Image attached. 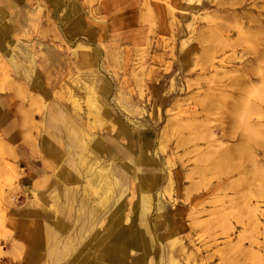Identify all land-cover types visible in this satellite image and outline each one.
<instances>
[{"label": "rangeland", "instance_id": "rangeland-1", "mask_svg": "<svg viewBox=\"0 0 264 264\" xmlns=\"http://www.w3.org/2000/svg\"><path fill=\"white\" fill-rule=\"evenodd\" d=\"M20 4L25 20L15 44L33 53L34 64L23 65L34 84L0 54V264L26 259L20 223L29 229L25 240L34 241L36 224L52 227L66 215L65 196L96 197L84 177L75 185L66 180L67 195L57 184L66 166L86 174L78 156L95 144L111 151L100 157L123 179L100 214L119 190L125 220L133 215L140 191L135 174L123 178L122 165L142 166L156 245L165 254L183 251L181 264H264V0ZM49 107L56 118L46 115ZM9 134L19 137L17 147ZM125 153L131 162L120 159ZM67 206L75 214L67 233L95 220L80 202ZM31 258L28 251L25 264ZM54 260L37 263L59 264Z\"/></svg>", "mask_w": 264, "mask_h": 264}, {"label": "crops", "instance_id": "crops-1", "mask_svg": "<svg viewBox=\"0 0 264 264\" xmlns=\"http://www.w3.org/2000/svg\"><path fill=\"white\" fill-rule=\"evenodd\" d=\"M21 5L22 4H20V0H18L16 3H12L10 2V0L0 1V40L5 39L4 44H2L0 41V54H3L6 57L7 63H9V66L11 68H12L13 61L19 62L21 64L26 74L25 77H23V80L25 81L26 85L31 86L34 84V82L28 78V74L30 71L25 70L26 68L23 65V61L25 59H28L30 64H34L33 53L30 51V49H28L27 45L24 46V48L22 49V48L17 47V45L15 44V42L18 41L17 39H15V36H16L15 32L17 29H19V27H20V30L22 29V26L25 20V16L19 13V9H21V7L19 6ZM37 9L38 11L40 10V5L37 6ZM9 12L11 13L9 14ZM7 14H9V16ZM1 47L3 49H1ZM16 51H19L21 54H23V58H24L23 60L18 59L19 55L16 53ZM5 128L8 131V133H10L11 131L9 130L13 128V125H8ZM8 137L10 138V142L14 143V146L17 147L19 137L14 134L13 135L9 134ZM79 139L81 143L82 138H79ZM85 149H87V146ZM104 150L107 153V155H111V151L109 149H104L103 147L96 145V144L92 147L90 152L88 150H85V151L87 152V154H89L88 156L90 157V161H92V158L94 157L99 162H107V160L101 159L100 157V152ZM111 157H113V155ZM124 158L125 159L127 158L128 162H131L129 154L125 153L123 154L122 157H120L121 160ZM139 161H140L139 165L146 163L145 157L144 158L141 157ZM23 163L24 162L21 160L20 164H23ZM25 164H28V162ZM107 164L110 165L109 167L111 171L114 173V175H116L114 163L107 162ZM122 167L124 171V174H123L124 179H127L132 174H135V175L144 174L142 166L135 169V168H131L129 163L124 162ZM118 180H120V183H121V180L123 179H118ZM64 184L65 183L62 182V185L64 186L63 192L61 191L62 193L66 191L65 187L68 188L67 187L68 185L66 184L64 185ZM116 186L117 185L114 186L112 192H114L117 189ZM53 192L54 191L51 189L50 197L54 196ZM74 194H75V197H73L75 199L74 201L76 202L85 201L86 198L84 196L80 195L78 198H76L77 194L76 193ZM112 194L113 193H111L110 196ZM118 194H119V190H118ZM82 197H84L85 199H83ZM94 199H91V198L86 199V201H88V204L89 203L90 204H89V209L88 210L85 209L86 211H84V213L86 212L89 213V216L94 218L95 220L90 226L83 227L81 224V221L77 223V220L75 219L74 221H75V224L77 223V226L75 228V232L72 234L67 233L66 231L71 228L73 224V220L71 219V216H75V214L68 213V206H67L68 204L66 205V203H65V206L63 205V208L66 207L67 209L66 215L56 216L55 220L52 221V227L50 226L45 227L44 224L35 225L39 227V230L37 231L38 236L34 241L28 242L25 240L24 234L29 229L25 226V224L20 223L17 226L18 235L20 237H23L25 244H27L26 252H25L26 259H24V261L21 264H25L27 260L28 251H30L32 255V258L28 264H38L37 263L38 259H45L47 257L54 258L55 259L54 261L58 262L59 264H73L74 263L73 260L76 259V256H77L76 254L84 246V243L81 244V242H83L82 241L83 237L87 236L86 238L90 240V244L97 246V248L99 246L107 247V246L116 244L117 240L120 237V235L118 234L121 231L127 234L129 233L131 236H134L136 239H138V242H139L137 245L138 249L135 248V254L134 252H132V250L128 251L126 261L128 262L133 261L134 258L139 257L141 255L140 257L142 258L139 257V259H141V264H181L178 260H180L181 258L179 254H182L183 251H177V254L173 256V254L171 253L165 254L163 249L161 247H157L156 245V240H158L157 233H156L157 224H155L153 227L150 222V216H149V213L152 210L151 199H150V210L147 213L143 212V209L141 207V202H140L138 205V209L133 213V215L131 217L130 216L126 217L128 221L125 220L124 212L122 209L124 219L119 221V223L117 222L114 228H112L110 225L114 223L115 221V218L113 217V214H111V211L114 208V205L116 204L118 200V196L114 204L108 210H106L104 214L99 213V209H98L99 206L94 202ZM93 208L95 209L94 211L92 210ZM76 212L77 211L75 210V213ZM76 217H77V214H76ZM156 217H158V215ZM104 219L110 220V221L109 220L106 221L105 228H107L108 230L106 231V234L104 233L102 229ZM141 220H143V222ZM46 221H50V218H47ZM142 223L145 224L144 227ZM159 223L161 222L159 221ZM146 239H148V241L150 242L149 245H147V243L145 242ZM147 250H149V252L145 253V251ZM111 252H112L111 250H107L106 252H104L103 250V254H105L106 256V261L108 260ZM92 256H91V259H93ZM113 257L114 259L117 258L116 254H114ZM79 263L80 262L78 261V264Z\"/></svg>", "mask_w": 264, "mask_h": 264}, {"label": "bare ground", "instance_id": "bare-ground-1", "mask_svg": "<svg viewBox=\"0 0 264 264\" xmlns=\"http://www.w3.org/2000/svg\"><path fill=\"white\" fill-rule=\"evenodd\" d=\"M17 1L18 0H10V2H12V3H16ZM261 21H262L261 26L264 27V18H262ZM0 41L2 44L5 43V39H1ZM261 43H264V38L261 39ZM1 49H3V48L1 47ZM258 54H259V56L264 57V48H262V51L259 52ZM137 58L138 57H136V59ZM262 62H264V61H261V63ZM261 63H260V65H258V68L260 70L259 69H257V70L262 71V73H264V64L261 65ZM256 66H257V64H256ZM12 68L15 71V73L18 70L22 69V72H23L24 77H25L26 74H25V72H24V70H23V68L19 62L13 61L12 62ZM262 76H264V74H262ZM90 106H91V108H90ZM34 109H35V107H34ZM37 110H39V109H37ZM46 110L48 113L47 115L51 116L52 118L57 117L58 110L55 109L54 107H49ZM97 111H98V107L94 103L90 102L88 105L87 113L90 115L91 114L93 115V114L97 113ZM73 131H74V134L77 132V130L76 131L73 130ZM79 138H82V137H79ZM79 138H78V141L80 142ZM85 148L86 147H84V150H86ZM78 161L80 162V164H82V165L84 164L85 168H87L86 174L84 176L81 175V172H80L81 170H80V168L77 169L78 167H76L74 172H73L72 171L74 169L73 166H66L59 172V180L65 182L66 185L69 181H70L71 185H75L77 181H80L79 179L81 177H82L81 179H83V177H84L85 178L84 182H87L88 185L92 188V190L95 191L96 197L94 199V202L100 207L103 206L105 204L106 198L112 193L114 186L120 184V180H118L116 175H114V173L111 171V169L109 167L110 165H108L107 162H99L94 157L92 158V161H90V157L88 155L87 156L82 155L80 157L78 156ZM89 172H91V173H89ZM134 179L136 180V183L138 185V189L140 191L139 193H140L141 207L143 209V212L147 213L150 210V195L148 193L149 192L148 191L149 183L144 178V174L135 175ZM66 180H68V182H66ZM57 184H58L59 190L63 192L64 186L62 185V182L61 183L58 182ZM79 185L81 186V182L79 183ZM86 192H87V189H86ZM64 193H65V195L68 194L65 191H64ZM53 194L55 195L54 192H53ZM124 195H125V191L122 193L120 192L118 194V200H117L116 204L114 205V208L111 211V214H113V217L115 218L114 223L110 224L112 228L115 227L117 222L119 223V221H121L123 219L122 208L124 207V205H123L124 204L123 203V196ZM64 198H66L67 204H68V202L69 203L74 202L73 197L68 198L65 196ZM82 198L87 199V197H85V198L82 197ZM86 199H85V201L80 202L81 209L78 208L79 210H83V212L89 209L90 203L88 204V201H86ZM92 210L94 211L95 209L93 208ZM126 221H128L127 218H126ZM141 221L143 222V220H141ZM39 225H42V224H39ZM142 225L144 227L145 224L142 223ZM118 235H120V237L117 240L116 244L110 245L107 247L106 246H104V247L99 246L98 248H97V246L90 244V240L85 237L83 239V242L81 243V244L84 243V246L76 254L77 256H76V259L73 260V262H74L73 264H78V261L80 262L79 264H141V259H139V257L141 255L139 257L134 258L133 261H129V262L126 261L128 251L129 250L135 251V248L138 249L137 248V245L139 243L138 239H136L134 236H131L129 233L127 234L123 231L119 232ZM145 242L147 243V245H149V243H150L148 241V239H146ZM103 250H104V252H106L107 250L112 251L110 253L107 261H106L105 254H103ZM148 252H149V250L145 251V253H148ZM114 254H116V256H117V258H115V259L113 257ZM91 256L93 259H91ZM140 258H142V257H140ZM145 261H147V260H145Z\"/></svg>", "mask_w": 264, "mask_h": 264}]
</instances>
